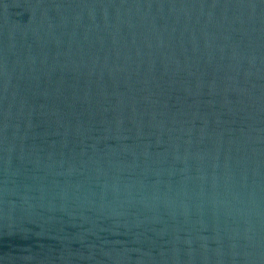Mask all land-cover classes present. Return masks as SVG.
<instances>
[{"label":"water","instance_id":"obj_1","mask_svg":"<svg viewBox=\"0 0 264 264\" xmlns=\"http://www.w3.org/2000/svg\"><path fill=\"white\" fill-rule=\"evenodd\" d=\"M0 264H264V0H0Z\"/></svg>","mask_w":264,"mask_h":264}]
</instances>
